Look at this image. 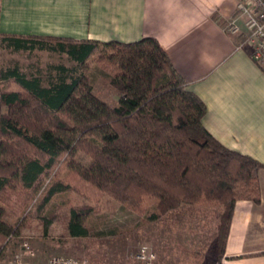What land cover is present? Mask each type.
I'll use <instances>...</instances> for the list:
<instances>
[{"label":"trees","instance_id":"trees-1","mask_svg":"<svg viewBox=\"0 0 264 264\" xmlns=\"http://www.w3.org/2000/svg\"><path fill=\"white\" fill-rule=\"evenodd\" d=\"M1 48L66 54L74 64L0 65V242L22 228L5 219L10 193L35 192L46 176L60 173L63 179H51L31 215L46 234L57 218L50 201L71 191L85 201L70 206L73 236L103 233L94 234L87 220L106 195L148 222L187 205L215 206V249L223 256L237 201L261 202L264 163L205 128V102L187 88L156 37L122 42L0 33ZM97 51V62L115 67L109 80L117 102L93 90L88 60ZM81 151L89 165L77 158Z\"/></svg>","mask_w":264,"mask_h":264},{"label":"crops","instance_id":"crops-1","mask_svg":"<svg viewBox=\"0 0 264 264\" xmlns=\"http://www.w3.org/2000/svg\"><path fill=\"white\" fill-rule=\"evenodd\" d=\"M237 1L0 0V33L122 42L156 37L187 88L205 102V128L226 147L264 163V71L240 45L241 36L226 27L237 12ZM0 65L10 64L1 61ZM259 182L261 202L237 201L225 252L215 264H264V168L259 171ZM52 207L57 210L58 205L48 209ZM114 215L102 216L101 222L92 215L88 226L94 234L103 232L92 236L69 233L66 222L70 212L61 226H56L54 219L47 234L37 219L39 236L31 235L28 224L8 244L17 251L25 238L21 233L31 235L27 239L35 255L30 257V264H47L46 260L57 253L72 254L65 247L78 240L117 241L124 222L119 212ZM9 222L14 224L15 220ZM119 252L125 254L124 250Z\"/></svg>","mask_w":264,"mask_h":264},{"label":"rangeland","instance_id":"rangeland-1","mask_svg":"<svg viewBox=\"0 0 264 264\" xmlns=\"http://www.w3.org/2000/svg\"><path fill=\"white\" fill-rule=\"evenodd\" d=\"M109 51L107 50V52ZM100 52L97 51L90 57L87 71L91 77L94 92L100 95L101 98L114 102L118 100V93L116 88L111 85L109 77L114 74L115 67L112 64L97 62ZM0 54V62L13 64L17 61L25 68L30 65L33 69L46 68L48 63L57 62L68 65L74 64V62L69 61L66 55L60 56L59 53H51L45 50L44 52L34 51L31 53L25 51L24 53L8 54L6 49L1 48ZM16 87L14 86L13 89H16ZM2 111H5L4 106ZM77 158L85 165H89L92 161L91 157L82 151L77 154ZM55 177L63 179V174L55 175L51 173V175L46 176L40 189L35 192L16 191L10 193L8 201L12 207H9L5 219L15 220L14 225L22 222L23 228L29 224L31 235L39 236L40 228L35 227L38 223L37 218L31 215L33 211H36L34 209L37 207L39 200L44 197L51 185V179ZM52 199L53 203H50L48 208L55 204L58 205L57 210H55L57 212L56 221L58 222L55 223L56 226L64 224L65 219L69 216L70 206L84 204L85 202L74 191L57 194ZM96 208L97 211L93 216L96 215L94 218H98L97 220H100V222L102 216L107 214L113 217L114 214L119 212L123 217L121 222H124V228L121 230L120 237L116 239L117 241L104 240L103 238L78 240V244L73 243L65 247L68 249L67 251H72V254L57 253L53 256L62 255L77 259L82 258L87 261L90 258V264H142L137 257L138 250L142 245H147L156 254L154 264H213L218 257L215 249L218 208L215 206L187 205L179 210L166 213L163 218L155 222L146 221L144 214L126 208L110 195L104 196ZM122 208L124 210H119ZM90 219L92 220V217L88 219V222ZM136 223L137 225L141 224V226L135 228L134 224ZM21 235H24L26 240L31 236L27 233H21ZM9 247V244L0 242V264H6L12 259L14 253L20 249L18 248L17 251L13 249V244ZM120 250H124L125 254L119 252ZM48 260H46L47 263Z\"/></svg>","mask_w":264,"mask_h":264},{"label":"built area","instance_id":"built-area-1","mask_svg":"<svg viewBox=\"0 0 264 264\" xmlns=\"http://www.w3.org/2000/svg\"><path fill=\"white\" fill-rule=\"evenodd\" d=\"M226 27L230 33L241 36L240 45L248 49L251 58L264 71V0H238L237 12L229 18ZM31 248L29 241L24 239L8 263L30 264V257L35 255ZM155 256V252L147 245H142L137 254L144 264H154ZM47 264H88V261L57 255L51 257Z\"/></svg>","mask_w":264,"mask_h":264}]
</instances>
